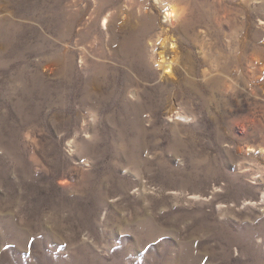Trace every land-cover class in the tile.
<instances>
[{"label":"rangeland","instance_id":"rangeland-1","mask_svg":"<svg viewBox=\"0 0 264 264\" xmlns=\"http://www.w3.org/2000/svg\"><path fill=\"white\" fill-rule=\"evenodd\" d=\"M0 264H264V0H0Z\"/></svg>","mask_w":264,"mask_h":264},{"label":"bare ground","instance_id":"bare-ground-1","mask_svg":"<svg viewBox=\"0 0 264 264\" xmlns=\"http://www.w3.org/2000/svg\"><path fill=\"white\" fill-rule=\"evenodd\" d=\"M168 10L166 18L168 19L167 21L171 20V22L167 26L155 22L156 15L154 12H150V15L144 20H141V22L139 17H134L128 21V25L138 24L140 22V30L145 38L155 33L156 29H159V32L164 34L165 38L162 41L163 47H161L159 52L160 61L158 62V66L162 72L161 77L164 79H171L174 84L179 85L187 82L188 77L193 75L196 66L194 60L186 56V52L184 53L182 45V40H189L192 38L191 29L187 25L192 21L201 22L202 20H200V9L196 16L188 18V16L192 14V9L190 8L188 15L185 16L182 13L181 3L174 4L171 2ZM109 24L110 19L109 16H107L104 18L102 26L108 29ZM175 28H177L176 31ZM115 38H118V35L115 34L112 36V43ZM99 86L101 87L102 84H99ZM136 93V89L129 90V94H131L130 97L132 98H134ZM181 109L182 108H180V111L178 112H175L174 108L170 109L168 114L170 117L172 114H175V116L188 119L190 115L185 111L182 112Z\"/></svg>","mask_w":264,"mask_h":264}]
</instances>
